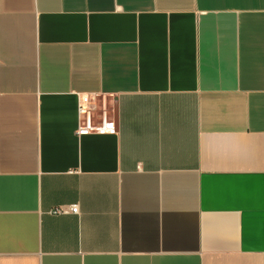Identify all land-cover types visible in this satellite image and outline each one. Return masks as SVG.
Returning a JSON list of instances; mask_svg holds the SVG:
<instances>
[{
	"label": "crops",
	"instance_id": "0c3cea01",
	"mask_svg": "<svg viewBox=\"0 0 264 264\" xmlns=\"http://www.w3.org/2000/svg\"><path fill=\"white\" fill-rule=\"evenodd\" d=\"M0 264H264V0H0Z\"/></svg>",
	"mask_w": 264,
	"mask_h": 264
},
{
	"label": "built area",
	"instance_id": "2783aa9c",
	"mask_svg": "<svg viewBox=\"0 0 264 264\" xmlns=\"http://www.w3.org/2000/svg\"><path fill=\"white\" fill-rule=\"evenodd\" d=\"M113 98H115L114 94L106 93L83 94L80 96L78 136L116 134L117 126L111 115V100ZM79 212L77 205L59 206L51 210L52 215L79 214Z\"/></svg>",
	"mask_w": 264,
	"mask_h": 264
}]
</instances>
